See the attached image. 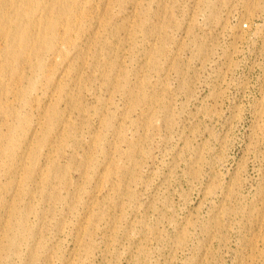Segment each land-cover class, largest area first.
<instances>
[{
    "label": "rangeland",
    "instance_id": "1",
    "mask_svg": "<svg viewBox=\"0 0 264 264\" xmlns=\"http://www.w3.org/2000/svg\"><path fill=\"white\" fill-rule=\"evenodd\" d=\"M101 1L106 24L80 20L65 34L87 51L81 81L64 79L59 93L66 182L47 188L55 201L24 194L33 233H0V264H264V0H144L135 13L128 0H106L108 11ZM130 15L144 26L116 31ZM131 83L147 94L132 105ZM49 89L26 88L2 130L41 117ZM15 153L2 155L0 190ZM27 164L36 193L39 162Z\"/></svg>",
    "mask_w": 264,
    "mask_h": 264
},
{
    "label": "bare ground",
    "instance_id": "2",
    "mask_svg": "<svg viewBox=\"0 0 264 264\" xmlns=\"http://www.w3.org/2000/svg\"><path fill=\"white\" fill-rule=\"evenodd\" d=\"M128 2L135 13L144 0ZM86 3L91 9L83 13L81 8ZM99 3L100 0H0V136L5 139V143L0 141V160L4 153L16 150V157L12 162L14 164L5 167L6 173L15 176L6 180L0 190L10 193L8 199L0 194V207L5 210V217L0 216V233H11V240L23 238L25 233H33L29 227L30 215L27 209L32 203L20 202L24 194H31L36 199L55 201L59 197L58 192L50 193L47 188L52 186L54 181L66 182V167L58 169L56 164L59 146L63 138L71 134V126L65 121L66 111L58 108L59 93L64 79L67 78L74 84L81 81L83 57L87 51H83V47L74 41L66 40L65 34L75 30L80 20L84 23H94L96 27L106 24L107 21L95 14V6ZM101 5L104 10H109L106 0H102ZM119 11L117 8L115 13ZM138 25L144 26L135 19L132 27L130 15L123 18L115 26V30L129 34L131 29L133 32ZM45 56L50 59L48 63L44 61ZM110 63L113 64L114 61ZM139 72H142L140 68L134 70L135 74ZM142 80L137 74L136 82L140 85ZM36 82L40 86L51 87L43 94L48 103L41 110V117L28 119L22 126L3 131L1 127L7 119H15L18 116V112L12 111L8 116V107H13L12 102L26 103V88L30 89ZM124 86L131 105L132 98L137 103L141 96L147 95L132 83ZM72 94L73 92H69L65 96L71 105L72 99L75 98ZM141 110L147 114L153 113L154 106L146 104ZM40 128H44V134L42 138L35 140V132ZM53 136L55 138L52 139ZM87 136L88 141L97 146L98 135ZM32 156L39 162L35 181V186L39 189L36 193H32L25 182L34 174V169L27 164ZM81 160L89 163L88 153H85ZM83 187V183L73 185V188L77 189ZM28 249L27 243L25 251ZM35 260V254L29 251L28 262L33 263Z\"/></svg>",
    "mask_w": 264,
    "mask_h": 264
}]
</instances>
